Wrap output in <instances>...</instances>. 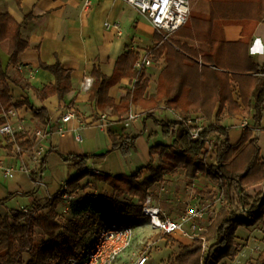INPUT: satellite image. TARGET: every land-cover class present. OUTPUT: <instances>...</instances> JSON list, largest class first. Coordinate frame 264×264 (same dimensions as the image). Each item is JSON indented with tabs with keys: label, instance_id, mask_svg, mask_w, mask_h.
I'll return each instance as SVG.
<instances>
[{
	"label": "crops",
	"instance_id": "obj_1",
	"mask_svg": "<svg viewBox=\"0 0 264 264\" xmlns=\"http://www.w3.org/2000/svg\"><path fill=\"white\" fill-rule=\"evenodd\" d=\"M84 1L0 0V13L9 14L19 23L24 21L20 34L28 43L18 54L17 64L12 65L7 64L8 41L0 42V57L9 77L7 82L11 100L19 102L27 97L35 107H43L49 118L48 124L43 126L32 117L31 111L25 105L13 108L14 113L8 116L7 123L15 133L30 134L36 129L47 131L43 154L45 164L40 179L35 182L31 175L37 177L39 164L33 163L30 153L27 151L17 156L14 150L8 152L0 146V199H4L8 194H14L0 203V216L8 214L11 210L32 209L34 200L43 205L64 188L67 178L73 176L75 170L72 161H64L59 154L87 155L90 156L87 160L89 174L80 180L81 189L74 194H66V198L65 193H62V199L55 208L59 223L56 234L70 229L72 223H82L83 226L77 229L78 240L71 247L72 252L77 255L91 244L100 224L119 219L131 226L132 242L112 264H136L142 255L146 256L144 264H174L180 246L191 244L193 240L179 234L165 235L152 230L145 216H116L111 211L99 213L88 204H84L83 207L81 205L90 198L105 200L113 194L112 187L105 181L96 179L95 174L129 175L150 162V146L158 143L171 145L173 142V136L164 137L161 127L154 124L151 118H145L146 111L141 106L130 107L136 118L125 126L126 114L118 119L116 115L110 114L109 108L100 110L95 102L89 100V88H84L83 81L87 77L92 79L90 72L93 67L109 76L116 58L121 53L132 49L138 52L140 58L155 40L150 23L126 1L89 0L88 6L84 5ZM257 1L260 3V0ZM194 3L197 9L190 7L189 14L201 17L208 15L209 5L206 0H194ZM255 10L256 2L252 12ZM27 15H30V18L24 20ZM104 22L117 23V27L106 28ZM241 29L239 24H226L221 28L215 24L211 34L226 42H236L241 38ZM175 39L184 40L178 36H175ZM195 44L201 50L208 49L205 42ZM247 54L258 65H264V16L250 36ZM55 61L71 71V89L62 99L55 94L40 99L33 89H41L52 84L54 77L49 71L40 68L39 62L53 64ZM163 66L164 60L160 58L158 61L151 59V63L144 67L148 84L143 97L155 92L157 75ZM23 82H27L30 87L22 88ZM133 82V79L121 78L109 88V97L118 103L127 89L132 88ZM68 111L73 113V117L66 122H60L62 115ZM154 115L160 120H176V114L162 104L154 110ZM244 121L253 123L252 119L241 115L219 118V123L228 129L230 143L239 140ZM59 125L62 126L60 131ZM259 125H264V104ZM109 133L138 135L136 148L122 156L117 150L112 149ZM252 137L257 139L260 150L264 149V128L257 132L252 131ZM215 139L217 145L222 137L215 136ZM0 141L4 143L1 135ZM48 149L53 150L46 152ZM262 151L261 158L264 159ZM206 160L207 164L214 163L215 155L206 156ZM151 161L153 166L157 164L155 154L151 156ZM21 166L30 168V172L20 170ZM6 168L11 170L9 176L3 174ZM147 176L148 171L143 170L140 180ZM263 188L264 184L260 188L251 187L248 189V195L251 196ZM216 189L207 174L196 172L194 178L187 180L184 177V170L179 168L175 173H164L162 181L153 184L148 191L163 213L176 217L188 208H201L207 204V196ZM31 192L33 194L29 196ZM251 199L253 197L249 200ZM121 200L137 203V198L129 195H122ZM215 207L216 205L210 207L212 216L207 209L204 211L202 222H210L218 208ZM46 210L47 208L41 209L39 213ZM34 233L40 235V240L37 241V247L35 244L33 246L40 249L46 237L39 228L33 229V239ZM234 241L239 245L237 254L232 259L222 258L218 264H254L259 252L264 249V216L252 226H238ZM22 254H25L22 259L25 264L29 260V254L27 252Z\"/></svg>",
	"mask_w": 264,
	"mask_h": 264
},
{
	"label": "trees",
	"instance_id": "obj_2",
	"mask_svg": "<svg viewBox=\"0 0 264 264\" xmlns=\"http://www.w3.org/2000/svg\"><path fill=\"white\" fill-rule=\"evenodd\" d=\"M209 13L205 17L188 15L186 22L176 29L167 40L154 32L155 43L148 49L151 59L164 60V66L157 75L156 90L143 97L148 84L145 69L134 67L138 52L128 49L121 53L114 62L112 73L107 76L97 67H93L90 76L93 81L89 87V100L95 102L100 110L110 109V114L121 119L130 111L132 105L145 109V118H151L161 127L164 137L173 136L171 145L154 144L149 148L150 162L129 175L107 173L95 174L98 180L105 181L112 187L111 197L90 198L82 203L88 204L99 213L111 211L116 216H142V203L148 189L162 181L164 173L184 170L187 180L194 178L196 172L208 175L210 181L222 191V202L210 220L202 238L206 242L203 248L201 238L193 239L191 244L180 246L174 258V264H218L224 258L232 259L239 251L234 241L238 226H252L264 216V192L258 191L255 197L248 195L247 189L264 183V161L258 157L257 139L252 137L251 127L260 123L264 104V65H258L247 54L250 36L255 26L263 20L264 1L254 0H206ZM256 2V10L252 7ZM30 18L27 15L24 20ZM24 22V21H23ZM23 22L15 21L9 14L0 13V42L8 41L7 64L16 65L18 54L28 43L21 38ZM220 28L226 24H239L241 38L236 42H226L211 34L213 26ZM178 36L184 40H176ZM190 41H185V40ZM195 42H205L207 50H201ZM39 67L49 71L54 82L41 89H33L40 99L57 95L62 99L70 91V70L55 61L53 64L39 62ZM121 78L133 79L132 88L115 103L108 95L109 88ZM9 79L0 57V125L7 122V112L11 108L25 105L32 117L43 126L49 118L43 107L37 108L25 97L13 102L9 95ZM21 87L30 85L23 82ZM235 92V93H234ZM162 104L172 110L181 120H160L154 110ZM198 114L206 125L196 138L190 135L191 127L186 123L189 115ZM241 115L252 119L253 123L244 127L239 140L230 143L228 129L219 123L220 117ZM138 135L109 133L112 149L126 156L136 148ZM209 136H220L222 140L215 150L212 164L195 162ZM13 140L4 138L0 146L8 152L18 146L22 153L33 147V137L27 133H14ZM53 149H48L49 152ZM157 156V164L152 165L151 156ZM64 161H72L75 174L68 177L64 188L52 196L43 205L33 201L34 216H26L22 210H11L0 216V264H24L21 253L27 252L29 260L25 264H64L70 258L78 256L72 252V245L77 242V229L82 223H72L70 229L56 234L59 228L55 208L62 199V193L71 195L81 189L80 180L89 174L87 160L90 156L77 154H59ZM45 164V155L40 158L35 182L40 179ZM149 176L140 180L142 171ZM33 174V173H32ZM33 192L29 193L32 196ZM122 195L137 198V203L121 200ZM14 196L8 194L0 203ZM247 205L248 211L238 213L241 206ZM47 208L43 213L39 210ZM39 228L46 237L42 248L33 246V229ZM83 234L84 233H80ZM86 234V233H85ZM76 235V236H75ZM254 264H264V249L261 250Z\"/></svg>",
	"mask_w": 264,
	"mask_h": 264
},
{
	"label": "built area",
	"instance_id": "obj_3",
	"mask_svg": "<svg viewBox=\"0 0 264 264\" xmlns=\"http://www.w3.org/2000/svg\"><path fill=\"white\" fill-rule=\"evenodd\" d=\"M129 3L140 15H142L152 26L154 32L158 33L163 40H167L169 36L183 25L190 13L189 0H124ZM84 5H89V0L84 1ZM104 26L117 27V23L104 22ZM151 55L149 51L138 58L134 67L139 71L151 63ZM92 79L87 77L83 81L84 88H89ZM13 108L9 109L6 116L13 114ZM73 117V113L68 111L62 115L60 122H66ZM136 118V114L129 111L125 116L124 125L127 126L129 121ZM176 120L181 118L176 115ZM186 123L191 127L190 135L196 138L199 131L207 124L199 115H189L186 118ZM243 128L248 126L244 121ZM264 128V125H257L251 127L252 131H259ZM62 130L59 125L58 131ZM14 131L10 124L7 122L0 125V135L3 138L13 140ZM33 137V147L28 150L31 155V160L34 164H39L40 158L45 151L44 139L46 138L47 131L45 129H36L30 133ZM78 139L80 135H77ZM215 136H209L205 140L203 149L199 154L194 156L195 162L207 163L206 156L214 155L216 150ZM15 153L20 151L18 146H14ZM27 152V151H26ZM20 170L30 172V168L21 166ZM11 170L6 168L4 176H9ZM221 191V190H220ZM222 195V191H221ZM66 198L67 195L65 194ZM210 206V203L205 204L201 208H188L182 214L176 217H170L162 212L158 204L154 203L150 193L146 195L142 203V216L148 220L149 226L152 230L165 235L179 234L188 239L201 238L203 248L206 247V242L202 238V234L206 231L209 222H202L204 211ZM248 211V206H241L240 212L245 213ZM22 212L26 216H34L36 212L33 209L23 208ZM132 242V228L122 220L112 219L102 223L99 226L98 233L93 239L91 244L78 256L68 258L64 264H112L115 259L127 250ZM146 256L142 255L137 260L136 264H144Z\"/></svg>",
	"mask_w": 264,
	"mask_h": 264
},
{
	"label": "rangeland",
	"instance_id": "obj_4",
	"mask_svg": "<svg viewBox=\"0 0 264 264\" xmlns=\"http://www.w3.org/2000/svg\"><path fill=\"white\" fill-rule=\"evenodd\" d=\"M189 5H190V7H191V9H197V7H196V5H195V3H194V0H189ZM108 28H110V27H108ZM257 144V143H256ZM257 146H258V148H259V145L257 144ZM263 150V151H262ZM261 151L262 152H264V149L262 148L261 150H260V148H259V151H258V157H259V159L260 160H263L264 161V159L263 158H261ZM260 186L261 185H258L257 187H259L260 188ZM249 189V188H248ZM248 189H247V194H248ZM252 197H255V194H253V195H251ZM252 200V199H251ZM207 202L208 203H210V206H208V208H207V212H209V215L210 216H212V213L210 214V211H211V209H210V207H214V205H216V207L215 208H217V207H219V205L221 204V202H222V195H221V191H220V189L219 188H217L214 192H212L211 194H210V196H207ZM213 212H214V208H213ZM238 213H242V212H240V210L238 211ZM138 217H142V216H138ZM261 221V220H260ZM101 225V224H100ZM34 239H35V242L33 243V244H35V246L37 247V241H39L40 240V235L37 233H34ZM25 254H22L21 253V259H23V256H24Z\"/></svg>",
	"mask_w": 264,
	"mask_h": 264
},
{
	"label": "water",
	"instance_id": "obj_5",
	"mask_svg": "<svg viewBox=\"0 0 264 264\" xmlns=\"http://www.w3.org/2000/svg\"><path fill=\"white\" fill-rule=\"evenodd\" d=\"M264 184V183H263ZM262 192H264V188L261 190Z\"/></svg>",
	"mask_w": 264,
	"mask_h": 264
}]
</instances>
